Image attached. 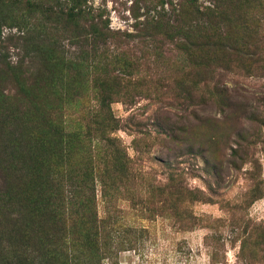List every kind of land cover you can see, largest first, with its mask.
<instances>
[{
	"label": "trees",
	"instance_id": "16d2710c",
	"mask_svg": "<svg viewBox=\"0 0 264 264\" xmlns=\"http://www.w3.org/2000/svg\"><path fill=\"white\" fill-rule=\"evenodd\" d=\"M87 3L0 0V39L3 27L19 33L6 37L18 50L17 61L0 55V264L104 259L96 247L104 221L94 196L62 197L60 182L50 178L52 159L91 140L67 131L63 120L89 92L98 113L88 125L112 147L109 135L120 127L111 104L140 97L142 71L179 69L168 86L178 103L197 102L202 112L209 107L235 115L239 109L232 95L239 94L229 91L226 73L264 70V0H146L131 12V31L111 30ZM110 153L112 163L122 161L116 147ZM94 190L91 181L88 191Z\"/></svg>",
	"mask_w": 264,
	"mask_h": 264
},
{
	"label": "rangeland",
	"instance_id": "374dc122",
	"mask_svg": "<svg viewBox=\"0 0 264 264\" xmlns=\"http://www.w3.org/2000/svg\"><path fill=\"white\" fill-rule=\"evenodd\" d=\"M145 1L88 0L87 5L111 30L131 31V12ZM18 34L1 29L0 55L12 64L19 53L6 37ZM140 74V97L111 104L120 127L109 135L112 147L88 125L98 113L89 92L63 120L67 131L88 134L90 142L67 148L66 156L50 163V178L60 182L62 197L94 196L104 221L96 239L104 254L100 264H264V70L226 73L229 91L239 94L232 95L235 115L178 103L168 86L179 69ZM113 147L122 155L116 165ZM91 181L94 194L88 191Z\"/></svg>",
	"mask_w": 264,
	"mask_h": 264
}]
</instances>
